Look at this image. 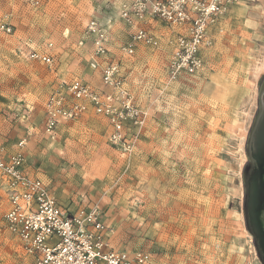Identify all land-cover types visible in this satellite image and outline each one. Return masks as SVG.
<instances>
[{
    "label": "rangeland",
    "instance_id": "374dc122",
    "mask_svg": "<svg viewBox=\"0 0 264 264\" xmlns=\"http://www.w3.org/2000/svg\"><path fill=\"white\" fill-rule=\"evenodd\" d=\"M126 1L0 0V25H12L11 33L0 29L1 155L21 150L25 171L63 206L97 204L112 246L146 251L148 264H260L244 223L241 173L264 75H253L264 61V0L232 4L201 48L203 67L173 80L166 65L175 27L150 19L145 26L159 45L136 43L131 55L121 50L131 41L117 16ZM91 19L108 33L99 66L118 63L144 116L136 137V127L126 123L134 143L129 153L109 141L107 117L94 112L62 122L53 136L43 131L44 101L58 79L115 93L90 65L85 26ZM32 49L54 55V69L29 59ZM6 208L0 185V264H16Z\"/></svg>",
    "mask_w": 264,
    "mask_h": 264
},
{
    "label": "built area",
    "instance_id": "2783aa9c",
    "mask_svg": "<svg viewBox=\"0 0 264 264\" xmlns=\"http://www.w3.org/2000/svg\"><path fill=\"white\" fill-rule=\"evenodd\" d=\"M37 4L38 0H29ZM237 0H129L118 7L117 16L131 34L130 43L121 50L131 55L136 43L151 47L159 38L146 25L157 19L175 27L169 38L171 55L166 65L170 80L181 73H195L203 67L201 48L210 43L209 31L226 16ZM11 33L12 25H0ZM93 44L92 68H100L102 84L115 93H100L86 82L58 79L44 101L43 131L55 134L58 126L77 119L87 112L107 117L111 130L109 141L124 152H131L133 140L126 138L128 122L138 129L144 122L142 112L135 106L124 88L118 63L108 61L99 66L96 60L108 52V33L95 19L85 26ZM51 48V42L47 43ZM29 59L46 64L51 70L56 64L49 52L30 50ZM95 57V58H94ZM23 142V141H22ZM20 142V144H22ZM0 185L7 208L3 213L6 229L15 238L18 248L16 264H148L150 254L142 250L118 249L110 242V228L105 224L97 204L81 205L74 209L63 206L50 193L48 186L24 169V156L16 151L8 159L0 153Z\"/></svg>",
    "mask_w": 264,
    "mask_h": 264
},
{
    "label": "water",
    "instance_id": "95a60500",
    "mask_svg": "<svg viewBox=\"0 0 264 264\" xmlns=\"http://www.w3.org/2000/svg\"><path fill=\"white\" fill-rule=\"evenodd\" d=\"M242 168V212L256 255L264 264V75L257 91V107L245 139Z\"/></svg>",
    "mask_w": 264,
    "mask_h": 264
},
{
    "label": "bare ground",
    "instance_id": "6f19581e",
    "mask_svg": "<svg viewBox=\"0 0 264 264\" xmlns=\"http://www.w3.org/2000/svg\"><path fill=\"white\" fill-rule=\"evenodd\" d=\"M262 1V0H261ZM264 71V61L261 64L256 65L253 70L254 79L258 78L259 75ZM244 132H242V137H244ZM242 142V141H241ZM244 157V156H243Z\"/></svg>",
    "mask_w": 264,
    "mask_h": 264
},
{
    "label": "crops",
    "instance_id": "0c3cea01",
    "mask_svg": "<svg viewBox=\"0 0 264 264\" xmlns=\"http://www.w3.org/2000/svg\"><path fill=\"white\" fill-rule=\"evenodd\" d=\"M21 151V150H20ZM22 152V151H21ZM29 175H31V174H29ZM31 176H33V175H31ZM34 177V176H33ZM76 208V207H75ZM72 210V209H71Z\"/></svg>",
    "mask_w": 264,
    "mask_h": 264
}]
</instances>
